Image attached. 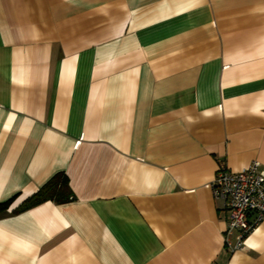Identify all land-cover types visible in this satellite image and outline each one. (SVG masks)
<instances>
[{"label":"crops","instance_id":"obj_1","mask_svg":"<svg viewBox=\"0 0 264 264\" xmlns=\"http://www.w3.org/2000/svg\"><path fill=\"white\" fill-rule=\"evenodd\" d=\"M255 161L264 0H0V264H264L211 187Z\"/></svg>","mask_w":264,"mask_h":264},{"label":"built area","instance_id":"obj_2","mask_svg":"<svg viewBox=\"0 0 264 264\" xmlns=\"http://www.w3.org/2000/svg\"><path fill=\"white\" fill-rule=\"evenodd\" d=\"M211 187L228 215L223 232L225 247L230 253L242 250L250 234L264 221V170L257 161L236 173L221 169Z\"/></svg>","mask_w":264,"mask_h":264},{"label":"trees","instance_id":"obj_3","mask_svg":"<svg viewBox=\"0 0 264 264\" xmlns=\"http://www.w3.org/2000/svg\"><path fill=\"white\" fill-rule=\"evenodd\" d=\"M72 200L73 197L69 188L68 178L64 174H58L51 181H49L20 210L24 211L47 201H54L59 204H64ZM2 207L0 206V208Z\"/></svg>","mask_w":264,"mask_h":264}]
</instances>
